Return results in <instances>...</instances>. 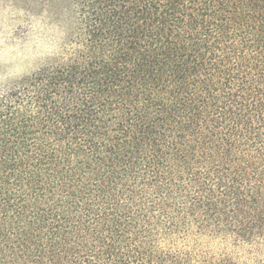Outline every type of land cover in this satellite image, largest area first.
Instances as JSON below:
<instances>
[{
	"label": "trees",
	"instance_id": "obj_1",
	"mask_svg": "<svg viewBox=\"0 0 264 264\" xmlns=\"http://www.w3.org/2000/svg\"><path fill=\"white\" fill-rule=\"evenodd\" d=\"M33 1L60 38L0 87V264H264V0Z\"/></svg>",
	"mask_w": 264,
	"mask_h": 264
},
{
	"label": "rangeland",
	"instance_id": "obj_2",
	"mask_svg": "<svg viewBox=\"0 0 264 264\" xmlns=\"http://www.w3.org/2000/svg\"><path fill=\"white\" fill-rule=\"evenodd\" d=\"M26 1L0 0V87L38 69L58 48V30Z\"/></svg>",
	"mask_w": 264,
	"mask_h": 264
}]
</instances>
